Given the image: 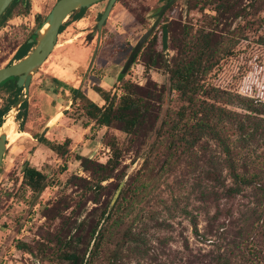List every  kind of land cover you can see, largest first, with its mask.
<instances>
[{
	"label": "rangeland",
	"instance_id": "obj_1",
	"mask_svg": "<svg viewBox=\"0 0 264 264\" xmlns=\"http://www.w3.org/2000/svg\"><path fill=\"white\" fill-rule=\"evenodd\" d=\"M166 1L116 0L101 27L96 55L81 86L95 45L96 35L90 37V34L95 30L96 17L105 1L86 8L77 21H71V16L65 18L53 49L30 73L25 111L19 108L22 122L11 101L15 93L6 85L0 86V108L10 106L3 118L14 117L16 132L11 141L5 140L0 164V264H64L55 258L59 240L72 235L79 225L82 230L78 234L86 239L90 228L98 222L85 253L87 257L98 229L126 183L132 181L128 189H133L145 174L153 177L147 182L152 188L147 200H137L138 204L125 218V226L130 227L135 239L120 250L115 264H264V197L250 188L226 196L225 190L233 184L225 156L215 142L203 138L180 154L164 156L162 140L150 151L156 124L145 137L129 142L119 130L98 127L85 117L82 111L85 100H76L71 92L81 90L92 103L101 106L100 98L94 100L92 86L116 97L124 83L142 89L147 86L151 90L162 89L165 91L159 117L166 122L175 121V113L183 103L175 93H168L167 76L162 68H145V50H139L121 79L117 77L136 40L153 23L155 13ZM234 1L237 9H246V13H255V17L229 19L227 23L231 27L246 23L250 32L245 35L251 40L260 33L252 21L264 15V0ZM55 2L29 0L28 8L20 2L16 4L0 26V68L12 63L16 49L31 34L36 35L35 15L40 16V26ZM213 7V0H175L159 23L170 25V36L179 42L185 35L192 38L196 31L212 27L208 25V18L214 15ZM216 31L217 36L230 37L221 25ZM152 34L158 42V26ZM156 49L159 50L158 44ZM236 50L238 58L234 61L241 63L251 55L256 65L241 78L240 95H256L264 100V48L242 41ZM174 55L170 41L162 56L168 63ZM232 61L227 62L231 67L224 68L223 79L231 77V69L235 70ZM71 99L74 102L70 105ZM227 108L243 111L236 104ZM57 111L62 113L47 123ZM261 125L264 129V121ZM45 126L47 131L42 138L57 143L69 139L68 152L63 157L33 137ZM224 133L236 167L243 162L252 166L249 172L257 174L264 183V137L257 135L239 144L229 125L225 126ZM110 139L115 140L121 151L120 166L115 177L101 181L100 188L92 187L97 176L84 170L75 157L105 163L111 155L106 146ZM25 167L34 168L45 177L43 188L35 194L21 184ZM102 209L105 212L99 218ZM116 233L106 243L109 249L117 240ZM102 255L93 264H105Z\"/></svg>",
	"mask_w": 264,
	"mask_h": 264
},
{
	"label": "trees",
	"instance_id": "obj_2",
	"mask_svg": "<svg viewBox=\"0 0 264 264\" xmlns=\"http://www.w3.org/2000/svg\"><path fill=\"white\" fill-rule=\"evenodd\" d=\"M28 1L12 0L0 16V26L9 17L18 2L22 5L25 4V7L28 8ZM213 3L214 15L208 18V25L212 26L211 28L196 31L192 38L185 35L184 39L178 42L172 35L170 36V25L159 23L163 22L164 12L160 17L159 24L156 25L159 29L158 42L155 35L152 34L141 47L142 50L147 52V61L144 63L145 68H162L167 76L165 88L168 93H175L183 103L175 113V121L166 122L159 117L160 103L164 99L165 90H151L150 86L142 89L124 83L121 85V93L117 97L114 95L109 96L108 92L92 86L91 90L103 102L101 106L92 103L81 90L77 92L76 100H85L83 114L92 120L96 126L117 129L129 138V142H134L139 137H145L156 124L155 137L150 151H152L158 140H162L164 156L180 154L203 138L215 142L225 156L226 168L233 184L225 190L226 196L236 195L242 189L250 188L251 190H257L260 197H264V183L257 174L249 172V168L252 166L245 165L243 162L239 168L236 167L235 161L231 158L232 150L224 133L225 126L229 125L233 129L234 135L237 136L236 141L239 144L244 143L246 139L253 140L257 135L264 137V129L261 125L264 121V100L256 95L252 97L240 95L238 91L243 77L251 73L256 66L255 61H252L251 55L241 60V63L234 61L238 58L237 45L242 41L254 47L264 48V15L252 21V24L258 25L260 33L255 38L248 40L245 33L250 32V27L246 23L242 26L238 24L231 27V24H228L227 21L229 19L233 21L241 20L247 17L253 19L255 13L248 14L246 9H237L234 0H213ZM85 10L86 8L79 9L76 13L70 15V20L77 21L81 19ZM100 14L97 15V20ZM39 18V15H35L37 24L34 31L39 28ZM219 25L224 27L226 32L230 34L229 38L216 35V29ZM62 27L63 24L59 27L58 33L62 31ZM28 39H31L32 42L28 43L26 39L16 49L13 60L21 59L34 46L35 35L31 34ZM170 41L175 50V55L167 63L163 59L162 51L166 49ZM157 44L159 50L156 49ZM230 60H233L235 70L231 69V77L223 79L225 69L231 67L227 64ZM10 80L8 79V81ZM233 85L235 87L231 88L230 86ZM9 88L13 89L15 95L19 94L21 90L14 85L9 86ZM249 90L251 91V88ZM75 92L76 90H73L72 94L74 95ZM14 99L15 97H12L11 101L13 102ZM231 104L241 106L243 111L237 112L227 108ZM18 108H21L22 112L25 111L26 103L22 102ZM8 109V106L0 108L1 124V118ZM19 113L20 110L17 112V117L21 118ZM33 137L37 138L38 135ZM36 141L45 145L59 157H63L68 152L69 139L67 138L61 143L48 141L44 138ZM106 146L110 149L111 155L103 164L91 163L80 156L75 157V160L80 161V165L84 170L97 176L96 182L92 185L95 188H100L99 183L101 181L115 177V172L120 166L121 151L115 140L110 139ZM143 177L137 186H133V189H128L132 187V181L126 183L98 229L87 257H85V253L96 231L98 222L90 228L86 239L78 234L82 230V225L81 227L79 225L72 235L67 234L59 240L55 258L64 264H93L100 254H103L102 260L105 261V264L118 262L120 250L135 239L130 227L125 226V218L132 207L138 204L137 200H147L152 188L147 182L152 180L153 177L150 174H145ZM44 182V175L34 168L26 167L22 170L21 184L31 193L35 194L41 190ZM104 212L105 209L100 211L99 218L103 217ZM192 228L193 232L196 233V227L193 223ZM113 232H117L115 235L117 240L112 245L113 247L109 249V244L106 243L109 238L113 237ZM220 264L226 263L221 262Z\"/></svg>",
	"mask_w": 264,
	"mask_h": 264
},
{
	"label": "water",
	"instance_id": "obj_3",
	"mask_svg": "<svg viewBox=\"0 0 264 264\" xmlns=\"http://www.w3.org/2000/svg\"><path fill=\"white\" fill-rule=\"evenodd\" d=\"M11 1L12 0H0V16L4 12V10L8 7V5L11 3ZM101 1H105V6L96 22L95 30L90 34V37H92L94 34L96 35V41H95L94 49L90 56L88 67L81 79L80 82V86H81L82 81L85 79L89 71V68L92 65L94 57L96 55L101 27L103 26L116 0H57L49 10L47 15L45 16L39 28L35 31L36 35L34 34L35 40L32 50L29 53H27L24 57L16 61L15 63L0 68V83L8 78H14L15 86L18 88H23L24 89L23 93L26 96L28 85L30 82V73L44 62L45 58L53 49L56 41V34L58 32L59 27L62 25L63 21L65 20V18L76 13L79 9L88 8L91 5ZM174 1L175 0H167L155 13V19L153 23L148 27V29H146L138 37L131 51L128 53L126 57V61L122 66L120 72L118 73L117 76L118 79L122 78V76L128 69L129 65L131 64L134 56L139 52L143 44L152 34L155 26L158 24L160 20L161 15L166 11L168 6H170ZM45 23H47L48 27L44 32V34L41 37H38L37 31ZM27 42L31 43L32 40L28 39ZM77 92L78 89L76 90L75 94H77ZM18 104H19V100L15 102V106H17ZM46 131H47V127L45 126L41 131V133L36 138V140L42 138L43 135L46 133ZM4 150H5V137L0 136V163Z\"/></svg>",
	"mask_w": 264,
	"mask_h": 264
},
{
	"label": "flooded vegetation",
	"instance_id": "obj_4",
	"mask_svg": "<svg viewBox=\"0 0 264 264\" xmlns=\"http://www.w3.org/2000/svg\"><path fill=\"white\" fill-rule=\"evenodd\" d=\"M60 33V32H59ZM58 32H57V34H59ZM57 34H56V36H57ZM95 35V34H94ZM95 41H96V39H95ZM98 44H99V40H98ZM32 48L33 47H31L30 49H29V51L27 52V53H29L31 50H32ZM15 53V52H14ZM135 57V56H134ZM18 61V60H17ZM16 62V60H13V62L12 63H15ZM12 63H9L8 65H10V64H12ZM8 65H6V66H8ZM5 67V66H4ZM8 79H11L10 81H8ZM8 79H6V80H4L3 82H5V83H3V82H1L0 83V86L1 85H6V88L8 89V90H11V91H13V89L11 88H9V86H12V85H14L15 86V84H14V82H15V79L14 78H8ZM55 82H57V84H59L60 83V81H58L57 79H53ZM29 86V85H28ZM16 87V86H15ZM18 88V87H17ZM21 90H20V92H19V94H17V95H15V96H13V97H15V99H14V101L12 102V104H14V106H15V102L17 101V100H19V104L16 106V116H17V112H18V110H20L18 107H19V105L22 103V102H25L26 103V96H27V94H26V96L24 95V93H23V91H24V89L23 88H20ZM73 90H77V89H73ZM72 90V91H73ZM71 91V92H72ZM14 92V91H13ZM27 92H28V89H27ZM78 92H79V90H78ZM22 93V94H21ZM76 93V92H75ZM74 95H76V94H74ZM17 96H18V98H17ZM112 96V95H111ZM23 97V98H22ZM20 98H22V100L20 99ZM69 101H70V103H69ZM68 101V103L71 105V103L73 102V100L71 99V100H69ZM10 107V106H9ZM8 112V111H7ZM6 112V113H7ZM5 115V114H4ZM3 115V116H4ZM3 116H2V118H3ZM1 118V119H2ZM14 118V117H13ZM18 120L20 121V122H22L23 121V118H22V116H21V118H18ZM3 122V121H2ZM1 124V123H0ZM25 133V132H24ZM25 135H26V133H25ZM23 139H26V137H22ZM22 139V140H23ZM16 142V141H15ZM14 142V143H15ZM3 154H4V152H3ZM3 156V155H2ZM1 161H2V158H1ZM1 164V163H0ZM26 168V167H25Z\"/></svg>",
	"mask_w": 264,
	"mask_h": 264
},
{
	"label": "bare ground",
	"instance_id": "obj_5",
	"mask_svg": "<svg viewBox=\"0 0 264 264\" xmlns=\"http://www.w3.org/2000/svg\"><path fill=\"white\" fill-rule=\"evenodd\" d=\"M48 25L45 23L38 31L37 36L41 37L46 31ZM14 114V113H13ZM14 123L12 116H6L3 118V122L0 126V136H4L6 141H11L15 137ZM16 139V138H15ZM15 142V141H12Z\"/></svg>",
	"mask_w": 264,
	"mask_h": 264
},
{
	"label": "crops",
	"instance_id": "obj_6",
	"mask_svg": "<svg viewBox=\"0 0 264 264\" xmlns=\"http://www.w3.org/2000/svg\"><path fill=\"white\" fill-rule=\"evenodd\" d=\"M76 68H78V67H76ZM90 92V91H89ZM95 93L93 92V95H94ZM87 98H89L87 95H85ZM96 99H99V97H98V95L97 94H95V99L94 100H96ZM90 100V99H89ZM69 103H70V101H69ZM62 113V111H57V112H55L52 116H50L49 118H48V121H47V123H51L52 121H54L55 119H57L58 117H59V115ZM47 123H45V124H47ZM21 133H24V132H21ZM24 140H26V139H24ZM13 144V143H12ZM86 150V149H85Z\"/></svg>",
	"mask_w": 264,
	"mask_h": 264
}]
</instances>
